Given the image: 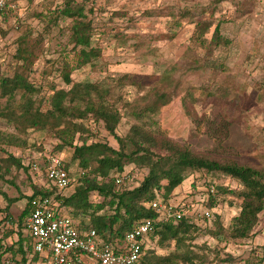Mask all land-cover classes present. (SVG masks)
Here are the masks:
<instances>
[{
  "label": "rangeland",
  "instance_id": "obj_1",
  "mask_svg": "<svg viewBox=\"0 0 264 264\" xmlns=\"http://www.w3.org/2000/svg\"><path fill=\"white\" fill-rule=\"evenodd\" d=\"M65 1L15 0L18 12L0 27V79L23 71L26 63L31 80L45 86V97L51 95L52 85L57 89L70 88L58 72L63 56L72 49L70 21L58 18L51 26L47 23L51 19L49 13L58 10ZM77 1L85 4L94 23L93 42L102 50V57L93 67L75 71L72 79L75 83L91 81L113 87L110 101L124 116L117 130L120 137L137 124L131 115L133 111L153 105L159 95L165 94L173 103L159 114L144 118L145 125L196 154L264 172V0ZM201 21L210 27L202 40L195 42L196 24ZM218 22L222 36L229 41L227 45L211 44ZM23 36L27 40L18 46ZM18 47L23 49L24 60L20 63L15 59ZM86 124L94 135L91 141L107 142L118 148L102 124L92 120ZM0 129L13 133L1 123ZM27 143L28 147H12L9 151L23 158L28 171L13 169L6 178L13 184L0 181V189L10 199L20 197L11 206L14 220L25 209L26 197L32 195L34 188L53 185L47 182L46 157H59L68 163L73 155L72 148L56 150L59 141L52 133H30ZM34 164L38 165L37 172L31 171ZM131 169L133 166L127 171ZM78 173V166L72 165L73 179ZM147 173L146 169L135 173L133 183H140ZM191 174L175 191L171 202L191 203L199 213L195 217L206 209L203 181L216 179L220 186L241 189L227 175ZM196 178L201 186L193 193L191 183ZM224 199L212 211L209 221L202 217L195 219L203 228L207 225V230H201L194 251L204 259L202 264H257L264 256V212L254 236L248 240L208 234L207 231L215 229L217 216L228 230L240 212L241 200L229 196ZM6 206V200L0 196V209ZM12 228L8 223L2 231ZM16 239L13 235L7 243L11 245ZM155 251L158 255L169 252L158 246Z\"/></svg>",
  "mask_w": 264,
  "mask_h": 264
},
{
  "label": "trees",
  "instance_id": "obj_2",
  "mask_svg": "<svg viewBox=\"0 0 264 264\" xmlns=\"http://www.w3.org/2000/svg\"><path fill=\"white\" fill-rule=\"evenodd\" d=\"M224 1L227 0H217V3ZM48 16L51 18L48 26L58 18L70 21L69 43L72 49L63 56L58 71L63 83L70 88L57 89L52 85L51 95L45 97V86L31 80L26 73L30 70L26 63L23 71L0 79V123L13 130L9 133L0 129V181L13 184L6 181L13 169L28 171L23 158L12 155L9 149L28 147L27 138L33 132L52 133L59 141L56 150L72 148V158L70 162L63 163V167L71 172V166L77 165L80 173L77 178L75 176L71 188L64 192L53 186L34 188L32 195L26 197L28 202L17 220L12 218L10 210L20 197L10 199L0 189V196L7 202V206L0 209V264L9 258L12 264H30L38 260L33 255L31 239L26 235L27 221L34 202L48 197L54 198L56 210L70 216L81 233L96 231L115 251H119L136 223L154 221L155 230L146 237L137 264H202L204 259L194 248L201 230H207V225L203 228L192 217L159 221V215L151 206L153 201L170 202L175 191L192 177L193 172H202L205 177L227 175L241 186L237 191L220 186L216 179L203 181L206 209L214 210L227 196L241 200L240 212L232 219L229 229H225L217 216L215 229L207 231L208 234L215 238L229 236L233 240L252 238L264 212V172L237 162L218 161L196 154L159 130L145 125L142 122L144 118L159 114L173 103L165 94L159 95L153 105L133 111L131 115L137 124L130 127L126 136L120 137L117 130L124 116L120 108L110 101L113 87L91 81L75 83L72 79L75 71L93 67L102 57V50L93 42L95 27L85 4L66 0L62 7ZM8 18L0 19V27ZM209 27L206 21L197 23L194 41L200 42ZM26 40L27 36L21 37L18 46ZM211 44H229L221 34L220 22L215 26ZM22 50L18 47L15 54L18 63L24 60ZM123 80L119 81L121 85ZM89 120L102 124L116 140L118 148L107 142L91 141L94 135L89 133L90 128L86 124ZM52 158L46 157L45 167ZM130 166L133 169L127 171ZM141 169L148 173L140 183L134 184L135 173ZM126 172L130 179L117 184L116 175ZM199 180L196 178L191 183L193 193H197L201 186ZM211 186L215 187V193L210 191ZM8 223L13 228L3 232L2 227ZM13 235L17 239L9 245L7 241ZM157 246L169 250L168 254L158 255L155 251ZM257 262L264 264V256Z\"/></svg>",
  "mask_w": 264,
  "mask_h": 264
},
{
  "label": "built area",
  "instance_id": "obj_3",
  "mask_svg": "<svg viewBox=\"0 0 264 264\" xmlns=\"http://www.w3.org/2000/svg\"><path fill=\"white\" fill-rule=\"evenodd\" d=\"M18 12L14 0H0V19L10 17ZM31 171L37 172L38 165L30 166ZM47 182L64 192L71 188L74 179L71 172L63 167L59 157H53L46 168ZM130 179L128 173L116 175L117 184H123ZM210 191L215 193V187ZM152 209L159 215V221L184 217L210 219L212 211L203 210L201 215L195 206L188 202L174 204L153 201ZM196 214V215H195ZM155 222L142 220L135 224L128 233L119 251L106 244L96 231L81 233L76 222L67 214L56 210L53 197L34 202L33 210L27 221V235L31 239L33 255L38 258L30 264H137L140 260L146 237L155 230ZM3 264H12L6 259Z\"/></svg>",
  "mask_w": 264,
  "mask_h": 264
}]
</instances>
